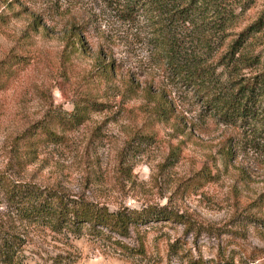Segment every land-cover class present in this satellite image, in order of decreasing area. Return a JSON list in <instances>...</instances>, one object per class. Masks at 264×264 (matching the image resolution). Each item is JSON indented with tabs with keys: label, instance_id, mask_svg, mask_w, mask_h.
I'll use <instances>...</instances> for the list:
<instances>
[{
	"label": "rangeland",
	"instance_id": "rangeland-1",
	"mask_svg": "<svg viewBox=\"0 0 264 264\" xmlns=\"http://www.w3.org/2000/svg\"><path fill=\"white\" fill-rule=\"evenodd\" d=\"M263 8L235 7L221 55ZM123 30L98 0H0V176L137 214L126 237L75 235L19 222L0 191L22 264H264V145L218 122ZM225 59L214 74L226 87L263 72L264 23ZM155 101L166 119L147 115ZM67 114L79 118L37 135Z\"/></svg>",
	"mask_w": 264,
	"mask_h": 264
},
{
	"label": "trees",
	"instance_id": "trees-1",
	"mask_svg": "<svg viewBox=\"0 0 264 264\" xmlns=\"http://www.w3.org/2000/svg\"><path fill=\"white\" fill-rule=\"evenodd\" d=\"M250 0H98L104 15L124 28L121 34L138 44L149 58L167 72L173 81L195 91L204 107L218 122L243 132L245 143L264 145V71L237 86L218 83L215 68L228 60L253 31L264 23V8L257 19L238 33L224 54L226 30ZM215 62V63H214ZM226 64V63H221ZM104 75L112 73V62H104ZM147 115L166 119L165 106L158 101L148 107ZM58 115L49 124H39L41 138L53 139L50 126L65 127L79 118ZM36 132V131H35ZM43 135V136H41ZM0 191L8 211L19 222L42 223L57 231L77 235L83 225L88 233H107L126 237L135 211L108 210L104 205L35 183L12 181L0 176ZM162 219L172 215L160 207ZM24 240L17 227L0 219V264H22Z\"/></svg>",
	"mask_w": 264,
	"mask_h": 264
}]
</instances>
